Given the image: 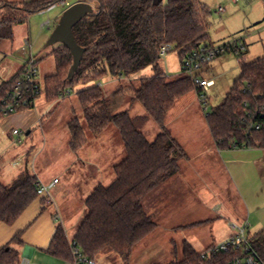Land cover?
I'll return each instance as SVG.
<instances>
[{"label": "trees", "instance_id": "trees-1", "mask_svg": "<svg viewBox=\"0 0 264 264\" xmlns=\"http://www.w3.org/2000/svg\"><path fill=\"white\" fill-rule=\"evenodd\" d=\"M66 2L31 0L23 2L21 7L2 5L0 39H12L15 26L28 21L32 14ZM80 2L95 8L93 14L73 29L77 43L86 51L74 79L69 81L73 57L62 44L54 50L56 72L45 78L41 93L47 102L60 101L76 86L99 82L107 75L122 80L148 67L155 70L150 77L130 80L113 97L130 95L131 101L144 107L163 129L153 141L138 128L137 120L129 111L115 113V105L119 103L107 97L104 88L97 84L78 91L85 125L77 119L69 123L71 148L75 152L88 143L90 135L98 136L112 124L119 129L127 156L115 166L114 181L109 186H97L87 198V212L73 240L91 259L115 254L126 260L136 245L157 228L154 217L145 209L144 200L177 173L179 160L186 156L179 141L166 127L169 114L178 100L191 92L198 94L191 78L182 73L169 76L160 69V49L165 43L173 45L183 61L199 43L209 41L211 11L198 0H163L158 4L154 0ZM229 52L236 53L230 49L225 53ZM238 55L242 57L245 52ZM240 69V75L224 100L205 113L206 122L221 150H264V126L256 129L257 124H264V57L242 62ZM21 73L0 86V103ZM37 182V177L29 172L22 173L12 186L0 181V224L13 226L25 214L39 198ZM24 233L16 234L12 242L22 243ZM67 235L63 225H57L46 250L65 262L72 260ZM253 239L264 242V230ZM7 249L0 251V264L18 263V253ZM202 253H197L185 242V259L174 264H225L231 259L226 254L203 259Z\"/></svg>", "mask_w": 264, "mask_h": 264}, {"label": "rangeland", "instance_id": "rangeland-1", "mask_svg": "<svg viewBox=\"0 0 264 264\" xmlns=\"http://www.w3.org/2000/svg\"><path fill=\"white\" fill-rule=\"evenodd\" d=\"M2 1L5 2H0V7L5 4L14 7L22 6V3L13 4L7 3L9 0ZM78 2H80V0H67L66 3L59 4L47 11L32 14L28 18V21L15 26L12 39H0V86L3 82L6 83L12 81L24 69L28 55L25 56L20 54V48L26 39L31 41L33 45V53L39 60L38 80L42 86L44 85L45 78L56 72V61L52 53L59 47V44L47 46L50 38V36L48 38L47 36L49 32L54 31L63 13L70 6ZM198 2L211 11L209 19L210 37L207 43L218 47L229 43H236L235 41H238L237 45H241L239 42L245 40L248 45V56L252 58L264 57V0H239L238 2H235V0H198ZM49 22L52 24L48 26ZM243 58V56L240 57L234 52L224 53L214 60L208 69H205L201 73V77L204 79L213 80L215 82V85L212 86L207 93L208 110L206 113H209L212 108L218 106L231 90L234 80L240 75V66L244 60ZM181 63L182 59L176 50L169 52L159 60L160 69L169 76H178L181 74ZM154 73V68L148 67L129 79L124 78L122 80H117L111 75H107L99 82L76 86L69 95L60 101L54 103L48 102L46 107L49 109L47 110L46 108V113L44 111L45 109L41 110L42 123L39 124L36 131L38 130L40 132L42 128L46 131H51L56 139H58V142L53 145L49 141L46 148L43 144L36 147L34 154L26 159L27 167L25 166V169H27L30 174L34 175L36 174L35 172H38L41 178H50L47 179V181H49L52 180L55 175H59L56 174L59 169V164H63L65 161L74 158L76 153H79L77 160H79L78 162L80 163V160L84 159V151L94 148L92 145L94 137L90 135L88 139L89 144L84 146L85 150L81 152H71L70 145L72 134L69 129V123L73 119H77L85 125L78 91L94 84L101 85L104 88L107 97L114 99L113 101L119 103L115 105V113L129 111L137 120L138 128L144 132L149 141H153L163 129L147 114L144 107L139 102L131 101L129 97L130 95H121L117 98L113 97L114 93L120 88L126 87L130 80L150 77ZM194 93L195 92H191L189 95H186L187 97L185 98L187 99L188 96H195ZM38 101L46 102L45 96L41 95L38 98ZM182 101L183 100L180 99L176 102L170 117L173 114H178V112H183L180 110ZM194 112L199 115V118H195ZM202 117L203 115L200 109H198V111L192 109V112L186 117V119L175 122V127L171 126L169 130L172 133V131L174 132V128L185 129L186 127H189L188 123L193 128H201L203 127L202 120H204ZM67 130L68 135L71 137L68 148L66 137L67 132H65ZM21 136L24 137V139L26 137L24 135ZM103 138L105 141L109 142V149H106V152H104L106 159L111 158L112 154L117 152L119 146L122 147L123 159L126 158L127 154L125 146L119 129L115 125L112 124L105 130ZM180 138L182 139L183 136L178 134V139L180 140ZM187 138L194 139L197 137L193 134H189ZM41 152L43 154L36 162V159ZM262 152L264 154V150ZM244 158L245 157H242L241 161L235 164V176H230V181H228L223 173H221L219 181L220 185L216 187L217 192L215 196H211V194L206 195L203 192L201 199L196 197L195 200L185 199L181 201L182 204L180 206L179 219L189 222L194 218L202 221V223L195 228L180 231L178 233L179 237L175 240L176 244H170L165 237L166 233L172 232L170 224H172L173 221L166 216L167 219L165 222L167 224H165V219L161 217L160 220L158 219L159 223L156 230L136 245L128 259L125 260L115 254H106L101 255L96 259L97 264L182 263L185 259V242L189 243V240L195 238L194 240H196V244L194 249L196 252L202 253L207 250L210 245L209 242H212V239L215 237L214 229L211 226L214 218H226V221L224 222H227V220L230 219L240 226L244 225V222L247 221L250 225L248 234L249 236L254 237V235L264 229V206L258 211H247V209L243 208L244 205H241L237 194L240 195L243 193L246 197L247 194H249L259 198L261 201L264 200V166L262 168L263 179H259L255 173L253 165L247 163ZM123 159H121V161ZM11 160L12 159L9 158L10 162L5 160L6 163H0L1 168L6 167L5 171L3 168L0 173V181L6 186H12L13 183L10 181V178L12 177L10 176L12 174L11 171H15L16 174L18 168L14 167L11 168V170L8 168L12 165ZM35 164L36 169L34 168ZM90 171L93 172L94 170L91 169ZM40 177H38V180ZM77 177L79 178L77 183H69L67 186L61 181L58 186L51 191L52 197L57 202L58 206L60 201L58 198L59 196H66L68 194L71 196L73 194L75 197L78 196L80 198L75 200L72 198L70 200V210L68 212H63L60 207L59 211H57L52 200L47 201L42 205L40 202L41 197H39L33 203L34 205L29 207L25 214H23L13 226L0 224V251L7 247L8 249L11 248L18 253V262H21L25 251L31 249V264H66L67 261L65 262L49 254L46 250L57 225L63 224L68 231V235L73 239L78 226L81 224L87 212L86 203L84 202L81 204V194H83V189L86 185L82 182L83 179H81L80 175ZM111 183H107L106 186H109ZM211 186L213 188L212 184ZM158 191H161L160 188L157 192ZM157 192L154 195H156ZM154 195L152 196V199H154ZM150 198L151 196L148 197L147 201H150ZM40 208H46V210L41 213ZM216 209L218 212L215 213ZM58 215L61 216L62 220L56 219ZM205 215L206 217H204ZM25 229L27 230L23 237L25 242H12V239L16 234ZM233 233L234 232L231 230V236ZM162 235H164L163 239L161 238Z\"/></svg>", "mask_w": 264, "mask_h": 264}, {"label": "crops", "instance_id": "crops-1", "mask_svg": "<svg viewBox=\"0 0 264 264\" xmlns=\"http://www.w3.org/2000/svg\"><path fill=\"white\" fill-rule=\"evenodd\" d=\"M0 2H5V1L1 0ZM23 2L26 1L9 0V2L7 3L20 4ZM51 24L52 23L49 22L48 26ZM51 34L52 32H49L47 38L51 36ZM235 42L237 44L238 41ZM239 43L246 47L245 55L243 56L244 57L243 62L248 63L253 60H256L257 58H260V57L252 58L248 56L249 53L248 45L246 44L245 40H242ZM240 73H241V69H240ZM194 95L195 96H188L187 99L185 98L187 96L181 99L183 101L181 102L180 110L183 112L181 113L178 112V114L176 115L173 114L171 117H170L171 114L170 113L166 122V127L168 129H170L171 126L175 127L176 125L175 122L182 119H186V117L189 116L190 113L192 112V109H195L196 111H198V109L201 110L203 115L202 118L204 119L202 120L203 127L193 128L188 123L189 127H186L185 129L174 128V132L176 133L172 131V135H174L175 138L179 141L184 151L186 152V156L179 160L177 173L173 177L165 181L159 187L161 191L157 192V190L159 189L158 188L155 192L149 195L151 196L150 201H147L149 196L144 201L145 209L149 214H151L154 217L157 226L159 223L158 219L160 220L161 217L165 219L164 220L165 224H167L165 222L167 217H169L171 221H173L172 224H170L172 232L166 233L165 235L166 240H168L169 243L172 245L176 244L175 240L177 237H179L178 233L180 231L184 229L195 228L197 225L202 223V221L194 218L189 222H185L184 220L179 219L180 206L182 204L181 203L182 200L185 199L195 200L196 197H199L201 199L203 192L206 195L211 194V196L212 195L215 196L217 192L216 187L220 185L219 181H220L221 173H223L224 177H226L227 180L230 181V176L231 177L235 176L234 174V171L236 172L235 164L240 162L242 157H245L244 160L247 163H251L253 165L255 173L257 174L258 178L263 179V175H262V168L264 166V154L262 152L263 149H246V148H230L227 150L219 149L207 125L205 113L201 107V104L199 103L198 94L196 91ZM47 104H48L47 101L39 102L38 99H36L35 105L31 109L22 110L14 115L0 118V163L5 162V160L9 161L10 158L14 160L13 161L11 160L12 165L11 167L8 168H10L11 170V168L18 167L16 170L17 171L16 174L15 171H11L12 174L10 176L12 177L10 178L11 179L10 181L12 183L22 173L28 172V170L25 169V166L27 167L26 159L32 154H34L36 147H39L41 144H43V146H45L46 148L49 141L53 145L57 144L58 142V139H56L55 135L51 131H46L44 128H42L40 132L38 130L36 131L39 124L42 123L41 110L45 109L44 111L46 113ZM48 109L49 108H47V110ZM194 116L195 118L196 117L199 118V115L196 114V112H194ZM13 129H19L22 132V135L26 136L25 139L22 136L17 137L16 135H14L12 132ZM65 132H67L66 137L68 141V146H67L68 148L71 137L70 135H68V130ZM104 132L105 131H103L100 135L94 137V139L92 140L93 142L92 145L94 146V148H90L88 151L87 150L84 151L83 153L84 159L80 160V163L78 162L79 160H77V156H79V153H76V156L74 155L75 156L74 158L65 161L63 164H59V169L56 172V174L59 175H55L52 180L47 181V179L50 178L47 177L41 178L40 174L38 172H35L36 173L35 176L37 177V179L38 177H40L39 180L44 184H49L57 179L58 183L55 186L56 188L61 181H63L67 186L69 183L71 184L77 183V181L79 180L77 176L80 175L81 179H83L82 182L84 183V185H86L83 189V194H81V201H82L81 204H83L84 202L86 203L87 197L90 196V194L94 191V189L97 186L101 184L106 185L107 183H111L112 181H114L115 179L114 168L115 166L120 164L121 159H123L124 157L122 147L119 146L117 152L116 153L114 152L111 158H107V159L105 158L104 152H106V149L107 150L109 149V142L105 141V139L103 138ZM178 134L182 135L183 138L182 139L180 138L179 140ZM189 134H193L197 138L194 139L187 138ZM70 149L72 150L71 145H70ZM83 150H85V148L80 149L78 152H81ZM42 152L37 157L36 162L38 158L43 154ZM71 152H75V151L72 150ZM3 168L5 171L6 167H2V168L0 167V173L1 170H3ZM34 168L36 169V164L34 165ZM91 169H93L94 171L93 172L90 171ZM211 184L213 185V188ZM156 192L157 194L154 195ZM153 195H154V199H152ZM237 196L241 202V205L243 204L244 205L243 208L247 209V211H258L259 209H262V207L264 206V200L261 201L259 198L254 197L252 195L247 194L246 197V195L241 193L240 195L237 194ZM51 197H52V193H51ZM58 198L60 199L59 206L52 197L53 202L55 204V208L57 211H59V207H60L63 210V212L66 211L68 212L70 210L69 203L72 198L74 200L80 199L78 196L75 197V195L73 194L71 196H69V194L66 196H59ZM43 200L44 202H42ZM47 201L48 199L41 197L40 202L42 205L45 204V202ZM33 205L34 204H32L30 207H32ZM45 210L46 208L44 209L40 208L41 213ZM216 212H218L217 209L215 210V213ZM204 217H206V215ZM205 221H210V220H205ZM224 221H226V218L225 219L214 218L213 224L211 226L214 229L213 231L215 232L214 233L215 237L212 239V242H209L210 245L208 246V248L216 243H219L231 237L230 234L231 228L229 226V223L233 221L230 219H228L227 222ZM246 222L247 221H245L244 223ZM64 229L68 234L66 227H64ZM263 230L264 229H262L261 231ZM21 231L26 232L27 230L25 229ZM24 236L25 233L21 238L22 242H25V240H23ZM69 238L71 237L69 236ZM161 238L163 239L164 235H162ZM194 239L195 238H193V240L192 239L189 240V243L193 247L196 244V240ZM30 254H31V249H27L25 251L23 258L30 257Z\"/></svg>", "mask_w": 264, "mask_h": 264}, {"label": "built area", "instance_id": "built-area-1", "mask_svg": "<svg viewBox=\"0 0 264 264\" xmlns=\"http://www.w3.org/2000/svg\"><path fill=\"white\" fill-rule=\"evenodd\" d=\"M238 1L235 0V2ZM173 49V45L165 43L160 49V54L163 57L173 51ZM228 49L234 50L239 54L240 52H245L246 47L244 45H237L236 43H229L218 47L210 45L209 43H199L197 48L181 63V73L191 78L198 89V100L204 113L208 110L207 93L215 85V82L204 79L201 77V73L205 69H208L211 63ZM20 54L28 55L27 61L12 90L0 103V115L2 118L34 107L36 99L41 96L43 90V86L38 80L39 60L33 53V46L30 40L26 39L24 41V44L20 48ZM263 126L264 124H257L256 129H260ZM12 132L18 137L22 135L19 129H13ZM57 183V179L49 184H44L38 180L36 184L38 196L48 199V201H53L51 191ZM56 219L62 220L60 215ZM229 226L234 234L228 239L209 247L202 253L201 257L203 259H210L219 254H226L231 256V259L225 264H264V242H258L252 236H249L248 230L250 225L247 222L242 226L230 222ZM68 241L72 253V260L67 261L66 264H97L96 260L84 255L77 242L69 238V236ZM16 264H31V258H23L21 262Z\"/></svg>", "mask_w": 264, "mask_h": 264}, {"label": "water", "instance_id": "water-1", "mask_svg": "<svg viewBox=\"0 0 264 264\" xmlns=\"http://www.w3.org/2000/svg\"><path fill=\"white\" fill-rule=\"evenodd\" d=\"M161 2H163V0H154L155 4ZM94 11V6L86 2H78L70 6L61 16L56 28L48 40L47 46L62 44L70 51L73 57V64L68 73L69 81L74 79L86 51L85 48L77 43L73 29L86 16L93 14Z\"/></svg>", "mask_w": 264, "mask_h": 264}]
</instances>
